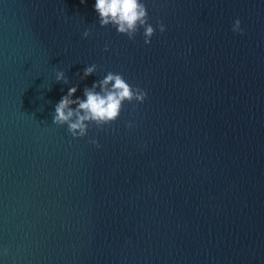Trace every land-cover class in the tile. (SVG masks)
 Segmentation results:
<instances>
[{
	"label": "water",
	"instance_id": "obj_1",
	"mask_svg": "<svg viewBox=\"0 0 264 264\" xmlns=\"http://www.w3.org/2000/svg\"><path fill=\"white\" fill-rule=\"evenodd\" d=\"M142 2L147 45L95 0H0V264H264V0ZM109 71L144 102L52 123Z\"/></svg>",
	"mask_w": 264,
	"mask_h": 264
},
{
	"label": "clouds",
	"instance_id": "obj_2",
	"mask_svg": "<svg viewBox=\"0 0 264 264\" xmlns=\"http://www.w3.org/2000/svg\"><path fill=\"white\" fill-rule=\"evenodd\" d=\"M84 3V0H81ZM94 11L98 17L100 27L111 25L120 35H125L129 40H133L140 28H143L144 44L151 43V37L156 29L148 23L149 16L145 3L142 0H95ZM156 28L163 33L165 25L157 20ZM234 33L243 35L240 20L233 22ZM90 35L89 30L82 33L84 38ZM107 51V46H105ZM95 64L83 69L80 79H85L96 71ZM56 82L68 83V79L63 71H57ZM78 86H72L67 94L63 95L54 105L52 123L57 126L67 127V132L73 137H84L93 126L102 129L106 125H111L120 116L125 102L137 104L143 103L147 98V92L139 87H133L125 81L123 76L109 71L102 79L96 80L91 87L85 86L83 98L76 97ZM98 89V90H97ZM73 105L75 107H73ZM135 110V105H133ZM126 127H132L129 122ZM89 143L100 147L95 138Z\"/></svg>",
	"mask_w": 264,
	"mask_h": 264
}]
</instances>
